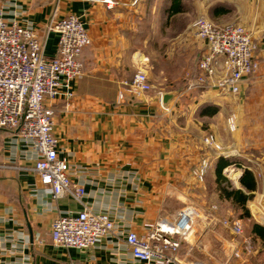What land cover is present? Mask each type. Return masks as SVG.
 <instances>
[{
  "label": "crops",
  "instance_id": "1",
  "mask_svg": "<svg viewBox=\"0 0 264 264\" xmlns=\"http://www.w3.org/2000/svg\"><path fill=\"white\" fill-rule=\"evenodd\" d=\"M174 1L112 0L108 5L105 0H0L5 19L32 27L42 40L53 17L75 14L88 29L92 43L81 57L84 73L73 82L75 95L52 102L54 132L72 180L85 188V204L109 213L116 225L115 233L94 248L54 246V219L77 214L83 205L69 195L54 199L32 170L38 158L33 144L15 131L0 129V264H145L133 258L128 232L143 234L148 223L176 218L178 212L173 219L168 216L167 199L182 196L176 181L191 175V164L201 155L190 138L176 135L172 110L180 98L205 97L209 90L176 95L173 86L167 88L176 80L168 74L200 60L207 49L186 1L181 0V12L173 13ZM198 11L220 25L244 26L260 44V71L242 83L241 92L262 98L261 106L249 107L252 119L263 122L252 129L247 157L253 164L248 169L264 178V0H199ZM44 42L45 54L56 56L59 35L50 33ZM158 64L157 80L153 72ZM143 67L153 84L159 81L165 88L139 96L126 91L124 83ZM170 93L174 96L164 104L162 95ZM209 113L200 115L206 118ZM258 192L264 195L259 184L253 195ZM178 260L173 264H264V237L236 235L220 219H196Z\"/></svg>",
  "mask_w": 264,
  "mask_h": 264
},
{
  "label": "built area",
  "instance_id": "2",
  "mask_svg": "<svg viewBox=\"0 0 264 264\" xmlns=\"http://www.w3.org/2000/svg\"><path fill=\"white\" fill-rule=\"evenodd\" d=\"M105 1L113 4L112 0ZM193 27L207 49L199 60L198 74L191 88L240 93L242 83L261 66L258 44L251 33L242 25H217L205 17L198 18ZM46 33L45 40L50 33L59 35L58 53L54 57L45 54V40L35 29L0 14V129L15 131L22 140L33 144L38 158L32 170L54 199L69 195L83 205L77 214H60L54 219L52 244L87 250L115 233L116 225L109 213L94 211L85 204V188L72 180L70 164L61 156L54 132L52 102L59 97H74L73 82L84 73L81 57L92 38L75 14L60 19L53 17ZM124 89L134 96L150 91L152 84L146 68H140L130 82H125ZM124 96L121 91L119 98ZM206 142L220 147L214 136H209ZM205 167L204 163L199 170L201 178ZM197 216V210L188 206L173 220L148 223L143 234L129 231L126 242L133 258L145 264L177 263L181 245L192 232ZM226 224L234 234L243 235L240 222L226 221ZM246 243L251 249V242Z\"/></svg>",
  "mask_w": 264,
  "mask_h": 264
},
{
  "label": "rangeland",
  "instance_id": "3",
  "mask_svg": "<svg viewBox=\"0 0 264 264\" xmlns=\"http://www.w3.org/2000/svg\"><path fill=\"white\" fill-rule=\"evenodd\" d=\"M160 1L159 3L162 4L163 2ZM185 1L186 9L190 13V20L195 22L198 18L203 17L198 15L199 0ZM175 23L177 22L175 21ZM181 23L183 24V22H178V24ZM255 42L258 44L257 56L260 59L258 55L260 44L256 40ZM198 63L199 60L192 61L190 66H182L181 70L175 67L176 70L180 71L179 73L173 71L175 74H168L169 77L172 76L176 80L171 85H168L167 88L171 89L172 87L170 86H173L176 95H178L179 91H198L191 88V84L198 74ZM161 67L162 65L158 64L153 72L157 80L161 77L158 71ZM259 71L260 69L254 75H257ZM150 82L152 84L150 91L155 87L165 88L164 85L159 86V81L154 82V84L151 80ZM222 92L224 91L210 89L205 97H198L196 99L192 97L188 98L187 96L182 97L179 103L174 105L176 108L174 107L175 110L173 108L172 115L176 122L175 133L177 136H182L181 133H183L185 137L193 141L194 148L201 155V160L197 164H191V175L176 181L177 188L181 189L183 193L182 196L176 195L167 199V212L170 219H173V216L183 208L188 206L193 207L198 212L197 219H220L225 223L226 221L229 223L238 221L243 227V235H249L253 223L264 225V195H260L258 192L248 201L247 208L250 216L246 217L240 207L220 197V193L216 188L215 170L216 163L220 157L236 161L241 166L230 165L224 169V174L229 179L232 187H241L239 177L243 175V167H253L252 162L247 157L250 142L253 138L252 129L263 122L262 120H253L248 111L249 107H253L254 105L261 106L260 99L262 98L258 96L256 98L252 97L250 91H242L238 94H223ZM214 109H216V112L211 114V111ZM188 110L190 113L187 116ZM202 111L210 113L206 118H203L200 115ZM209 136L215 137L216 142L220 145L219 148H216L214 144L206 142ZM259 138H262V135ZM204 163L206 171L205 175L201 178L199 177V170L203 167ZM258 164L261 166L260 162ZM257 183L259 184V191H264V178L258 176Z\"/></svg>",
  "mask_w": 264,
  "mask_h": 264
},
{
  "label": "trees",
  "instance_id": "4",
  "mask_svg": "<svg viewBox=\"0 0 264 264\" xmlns=\"http://www.w3.org/2000/svg\"><path fill=\"white\" fill-rule=\"evenodd\" d=\"M173 13L182 11L181 0H175L171 8ZM230 165L241 166L236 161H232L226 157H220L216 163V188L220 193V197L231 201L241 208L246 217L250 216L247 208L248 201L252 198L253 192L257 189V178L248 168L243 167V175L240 178V188L232 187L229 179L224 174V169ZM251 233L264 237V226L253 223Z\"/></svg>",
  "mask_w": 264,
  "mask_h": 264
},
{
  "label": "water",
  "instance_id": "5",
  "mask_svg": "<svg viewBox=\"0 0 264 264\" xmlns=\"http://www.w3.org/2000/svg\"><path fill=\"white\" fill-rule=\"evenodd\" d=\"M172 96H174L173 93L165 94V95L163 94V95H162V102H163L164 104H166V102H168V100L171 99Z\"/></svg>",
  "mask_w": 264,
  "mask_h": 264
}]
</instances>
